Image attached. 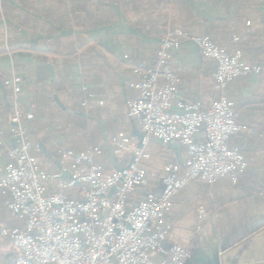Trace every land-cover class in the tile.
<instances>
[{
  "label": "crops",
  "instance_id": "1",
  "mask_svg": "<svg viewBox=\"0 0 264 264\" xmlns=\"http://www.w3.org/2000/svg\"><path fill=\"white\" fill-rule=\"evenodd\" d=\"M167 23L193 35H209L229 52L239 47L245 63L262 66V71L237 78L221 90L212 77L214 59L202 55L195 43L181 39L171 49L174 72L181 77L171 111L181 112L179 101H199L207 109L224 93L238 111L241 130L228 145L248 161L244 183H263L264 0H0V131L8 133L13 103L3 79L16 74L23 79L19 106L34 116L31 134L40 145L35 152L40 166L56 168L59 146H97V162L107 170L121 168L129 154L117 151L115 137L120 132L141 133L126 113L127 101L137 96L130 85L135 79L131 67L154 55ZM233 36L240 42H233ZM83 88L95 92L104 105L81 108ZM146 149L150 158L141 166L156 173L163 163L181 164L187 156L186 147L177 141L164 145L150 139ZM169 156L174 161H167ZM217 186L234 200L208 210L201 230L193 233L194 247L184 264H228L226 254L236 245H230L231 240L264 220V193L253 191L257 200H240L226 177ZM148 188L159 190L158 181ZM189 189L184 187L165 216L166 244L176 243L172 231L186 227L182 220L194 198Z\"/></svg>",
  "mask_w": 264,
  "mask_h": 264
},
{
  "label": "built area",
  "instance_id": "2",
  "mask_svg": "<svg viewBox=\"0 0 264 264\" xmlns=\"http://www.w3.org/2000/svg\"><path fill=\"white\" fill-rule=\"evenodd\" d=\"M195 43L202 55L214 59L212 73L220 89L252 72L259 65L241 60V49L232 52L209 35H193L182 27L167 25L150 65L136 62L131 87L137 92L126 103L127 117L141 128L138 136L122 132L114 139L117 151L129 154L119 169L107 170L95 160L97 146L83 149L59 147L56 168L40 166L31 140L32 113L20 109L18 94L23 79L12 74L4 80L13 95L8 133L0 131V191L13 221L3 224L0 235L17 253L10 264H184L187 248L166 244L165 216L180 190L201 179L214 184L247 168L243 153L228 141L241 129L234 102L224 93L207 109L201 103L179 101L181 112H172V100L181 77L174 72L171 49L179 40ZM233 42L239 38L233 36ZM146 66V67H145ZM81 103L104 105L92 93ZM202 135V139L196 137ZM150 139L167 145L177 141L186 147L183 163L166 162L159 173L147 171L141 162L150 158ZM158 181L159 190L148 189ZM67 190L72 194H67ZM206 216L197 210L196 230Z\"/></svg>",
  "mask_w": 264,
  "mask_h": 264
},
{
  "label": "rangeland",
  "instance_id": "3",
  "mask_svg": "<svg viewBox=\"0 0 264 264\" xmlns=\"http://www.w3.org/2000/svg\"><path fill=\"white\" fill-rule=\"evenodd\" d=\"M167 25H169V23H167L165 25V28H166ZM165 28H164V31H165ZM6 50L8 51L9 49H6ZM153 56L154 55H152V57L149 59V61H145L148 64L145 63V62L144 63L147 64V65H150V62L152 61ZM241 57H242V54H241ZM125 58H127V57L125 56ZM252 65H255V64H252ZM256 65H258V64H256ZM259 66L262 67L261 65H259ZM131 71H133L132 70V67H131ZM260 71H262V68H261ZM7 78L8 77H6L5 79H7ZM5 79H3V83H4V80ZM6 87H9L10 90H11V87L9 85H6ZM221 90H224V89H221ZM11 93H12V90H11ZM90 93H92L97 98L101 99V97H98L95 92H92V91H89V90L83 88L82 89V97L80 99V106H81V108H88V107L99 106V105H90V104L88 106H86V107L82 106L81 103L83 102L84 99H87L86 96L88 94H90ZM221 94H223V93H221ZM12 105H13V103H12ZM30 127H31V129H33V127H35V126L34 125L33 126L31 125ZM31 140H32V137H31ZM33 143H35V142H33ZM59 147H63V146H59ZM35 152H37V151H34V154H35ZM241 153H243V152H241ZM35 155L37 157V154H35ZM56 156H57L56 159L58 161L59 160V156L57 154V150H56ZM0 157H1V155H0ZM1 159H2V157H1ZM245 159H246V157H245ZM37 160H38V157H37ZM246 161H247V159H246ZM164 164L165 163H163V165ZM41 167L44 168V169H47V170H52L53 169V168H49V167H43V166H41ZM247 167H248V161H247ZM204 183L207 184V185H209L210 187L211 186H214L215 187V186H217L218 181L215 182L214 184H209V183H206L205 181H204ZM184 187L180 190V192L178 193V195L176 196V198L179 196V194L184 189ZM66 193L69 194V195L72 194V192L69 191V190H67ZM3 206H4V198H3ZM174 206H176L175 203L173 205V208H174ZM191 206H193V205H191ZM200 207H203L204 208V210L206 211V216L209 214L210 211H208V209L206 208V206L204 204H197V205L195 204L192 207V209L190 207H188L187 208V212L185 213V216H184V218L182 220V224H183L182 226H184V225L186 227L188 226L189 229L187 230L186 227H184L182 229L180 227V229L177 232L175 231L176 233H174V231H172V233L170 234L171 235V239H173L174 242H176L177 244L180 243L181 246H183L185 248H187L190 245V240L193 238V233H198L199 232V230H196V228H195V222L197 221V210ZM4 208H5V211H6V219H4V220H2L0 222V228H1V226L3 224L10 223L11 221H13L5 206H4ZM206 216H205L204 219H206ZM203 222H204V220L201 222V226H202V223ZM168 232H169V229L167 230V234H168ZM17 252L18 251H17L16 247L12 243H10L8 240L4 239L0 235V257H2V260H3L4 264H10V262H11L13 256H14V254H16ZM226 259H228V264H264V228L262 230H259V231L255 232L250 237H247V238L241 240L234 247H231L230 250H229V252L226 254Z\"/></svg>",
  "mask_w": 264,
  "mask_h": 264
},
{
  "label": "trees",
  "instance_id": "4",
  "mask_svg": "<svg viewBox=\"0 0 264 264\" xmlns=\"http://www.w3.org/2000/svg\"><path fill=\"white\" fill-rule=\"evenodd\" d=\"M239 40H240V38H239ZM54 53H56V52H53V54ZM40 54H45V53L40 52ZM69 115H71V114H68V116H66V117L71 119L72 116L70 117ZM159 149H161V147ZM173 159L174 158H172V156H169V158H167V161H174ZM248 172H249V166L243 171L236 172V179L235 180H233L232 177H230V176L226 177L229 184L232 185V187H234L237 199L250 200L251 198H253L255 192L259 193V194L264 193V182L263 183H260V182L254 183L253 182V183H249V184L244 183V177L248 174ZM186 187H189L190 192L193 193V195H194V198L191 199L192 205L194 206L195 204L196 205L197 204H204L206 206V208L210 211L214 210L215 208L221 207L226 202L234 200L233 195H231V193L222 194L221 192H219L221 187H218V186H215V187L211 186L210 187L209 185L205 184L204 181L201 179H196V180L190 181L185 186V188ZM253 191H255V192H253ZM254 200H257V199H254ZM4 219H6V211H5V208L3 206V196L0 192V222ZM263 227H264V220L261 221L260 223L253 225L250 230L246 231L242 235L237 236L234 239H232L229 244L230 245L237 244L241 240L251 236L253 233L259 231ZM193 247H194V244L192 241L191 244L187 247L189 252H191L193 250ZM0 264H4L2 257H0Z\"/></svg>",
  "mask_w": 264,
  "mask_h": 264
}]
</instances>
